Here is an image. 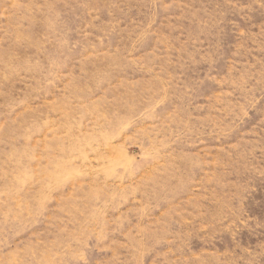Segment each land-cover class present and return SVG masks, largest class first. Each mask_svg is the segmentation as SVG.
<instances>
[{"label": "rangeland", "instance_id": "obj_1", "mask_svg": "<svg viewBox=\"0 0 264 264\" xmlns=\"http://www.w3.org/2000/svg\"><path fill=\"white\" fill-rule=\"evenodd\" d=\"M0 264H264V0H0Z\"/></svg>", "mask_w": 264, "mask_h": 264}]
</instances>
